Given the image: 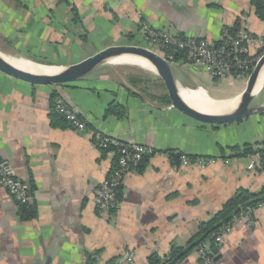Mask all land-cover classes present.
<instances>
[{"label":"crops","instance_id":"0c3cea01","mask_svg":"<svg viewBox=\"0 0 264 264\" xmlns=\"http://www.w3.org/2000/svg\"><path fill=\"white\" fill-rule=\"evenodd\" d=\"M238 21L239 29L264 37V20L252 0H0V51L68 66L110 46L141 44L143 23L221 43ZM47 55L54 61H46ZM134 76L141 81L134 83ZM134 76L109 68L54 87L0 71V162L20 183L34 184L31 201L38 212L22 221L0 183V264H39L49 257L52 264H147L153 253L186 247L199 223L239 189H264V171L248 167L253 154L233 149L264 147V113L205 125L159 100L167 93L162 83V94H147L139 87L142 77ZM177 77L181 90L220 100L240 96L248 81L215 79L190 63L180 64ZM53 94L78 109L87 131L68 122L53 125ZM111 104L123 108V116L107 114ZM97 131L154 149L126 175L120 208L112 215L98 212L94 196L114 165V155L96 144ZM173 152L181 153L180 164ZM184 157L216 162L201 167L194 159L186 165ZM253 220L251 226L244 219L228 226L212 264H264V203ZM199 262L195 250L181 264Z\"/></svg>","mask_w":264,"mask_h":264},{"label":"built area","instance_id":"2783aa9c","mask_svg":"<svg viewBox=\"0 0 264 264\" xmlns=\"http://www.w3.org/2000/svg\"><path fill=\"white\" fill-rule=\"evenodd\" d=\"M142 33L146 34V40L150 44L149 48L157 51L169 61L198 65L215 79H248L259 57L264 53L257 57L259 52L264 50V37L245 29H239L236 36H229L221 42L222 44L192 36H181L166 29L154 28L146 23L142 25ZM177 53L185 55V59L177 61L175 59ZM53 109L78 132L87 131L88 122L72 105L57 98ZM95 141L101 150L114 155L113 169L94 190L98 212L102 215H112L120 208L119 188L126 175L138 170L144 159L154 153V149L138 142L122 140L102 131L96 132ZM182 162L189 165L192 160L184 157ZM215 162V158L198 157L194 163L205 167ZM261 162L262 155L256 152L248 167L249 169L261 168ZM0 183L8 190L15 202H26L29 199L27 188L13 176L12 169L7 162H0ZM236 219H244L249 226L254 224L253 212L242 213ZM229 230L230 227L227 226L218 233L217 242L220 248ZM206 249L203 246L198 250L201 258L199 264H212L213 262L212 258L207 256ZM127 256L131 261L133 255L127 254Z\"/></svg>","mask_w":264,"mask_h":264},{"label":"water","instance_id":"95a60500","mask_svg":"<svg viewBox=\"0 0 264 264\" xmlns=\"http://www.w3.org/2000/svg\"><path fill=\"white\" fill-rule=\"evenodd\" d=\"M124 55L141 57L150 62L155 67L154 72L165 85L171 101L170 106L202 124L211 126L228 124L264 113V86L260 90L256 89L260 74L264 68V53L259 57L253 68L248 78L246 89L238 96L237 104L232 109L220 113L202 112L189 104L181 95V88L178 82L177 75L180 64L169 61L157 51L141 44L110 46L82 61L68 66L48 65L28 57H22L42 66L60 68L57 72L39 74L19 68L7 59L5 53L0 51V71L30 84L59 87L85 80L98 72H106L110 65H112V60ZM16 57L20 58V56ZM76 110L78 111V109ZM172 156L175 158L177 164H180L181 153L173 152ZM39 264H52V259L49 257L45 262Z\"/></svg>","mask_w":264,"mask_h":264},{"label":"trees","instance_id":"16d2710c","mask_svg":"<svg viewBox=\"0 0 264 264\" xmlns=\"http://www.w3.org/2000/svg\"><path fill=\"white\" fill-rule=\"evenodd\" d=\"M20 1V0H16ZM253 5L256 9L257 16L264 20V0H252ZM77 16V14H76ZM78 18V17H75ZM240 27V22L238 21L236 25L228 29L227 34L230 37L236 36ZM228 36V37H229ZM225 41V40H224ZM219 44V43H218ZM222 44V43H221ZM264 50H261L257 57H259ZM175 59L184 60L185 55L175 54ZM161 80V78H159ZM134 83L140 82L141 79L134 77L132 79ZM162 86L165 88L164 83ZM57 97L53 94L52 108H54V102ZM164 103L171 105L170 97L168 93L162 94L157 97ZM123 108L118 105L111 104L107 109V114H115L116 116H123ZM51 119L54 126L65 127L68 125L64 117L56 112L54 109L51 113ZM264 144V143H263ZM237 155L249 156L259 152L262 155V166L261 169L264 171V147L255 148L251 144H247L240 148H233ZM191 160L196 159L195 157H189ZM27 188V193L29 199L26 202H16L18 207V215L22 221H29L37 217V207L34 201H31L33 197V192L35 189L34 184L25 185ZM120 189L119 188V199H120ZM264 203V189L255 192L249 189L241 188L239 189L233 197L226 201L222 209L215 213L210 219L202 221L199 223L197 230L193 233L189 244L186 247L172 246L170 251L164 255L158 253H153L149 256L147 264H181L186 257H188L193 251L199 250V248L205 246L207 256L212 258V261L219 258L221 248L217 242L218 233L225 227L229 226L236 218L240 217L242 213L253 212L260 204ZM201 261V258H200ZM88 264H93L90 260Z\"/></svg>","mask_w":264,"mask_h":264},{"label":"bare ground","instance_id":"6f19581e","mask_svg":"<svg viewBox=\"0 0 264 264\" xmlns=\"http://www.w3.org/2000/svg\"><path fill=\"white\" fill-rule=\"evenodd\" d=\"M7 59L18 66L19 68H22L26 71L32 72V73H53L60 70V68L56 67H47L42 66L41 64H36L32 62L31 60H27V58H17L16 56L7 55ZM112 65L117 66H123V65H131L136 66L141 69L145 70H155V67L148 62L147 60L137 57V56H131V55H124L121 57H118L111 61ZM264 86V68L260 74L258 83H257V90H260ZM181 95L183 98L191 104L194 108H196L199 111L206 112V113H220L225 112L229 109H232L238 102L239 97L232 98L229 100H220L215 99L208 95L207 92L201 91V92H187L184 90H181Z\"/></svg>","mask_w":264,"mask_h":264},{"label":"rangeland","instance_id":"374dc122","mask_svg":"<svg viewBox=\"0 0 264 264\" xmlns=\"http://www.w3.org/2000/svg\"><path fill=\"white\" fill-rule=\"evenodd\" d=\"M76 14H77V12H76ZM78 14H79V12H78ZM141 36L143 37V42H141V45H143V46L150 45L149 42L146 40V34L142 33ZM13 50H14V48H13ZM46 58H47V59H45L46 61H54L53 58H50L48 55L46 56ZM109 68L110 69L111 68H115V69L122 70L125 73V76L127 77V79H128V76L130 77L132 75L133 76L134 75L141 76L142 77V82L140 83L139 87L144 89L143 90L144 93L153 94V95H154V93H156V94L157 93L158 94H162L163 93L161 88L158 87L159 84H161L162 82H161L160 79H158L159 76L152 70H145V69H141L139 67L131 66V65H123V66L110 65ZM134 77H136V76H134Z\"/></svg>","mask_w":264,"mask_h":264}]
</instances>
